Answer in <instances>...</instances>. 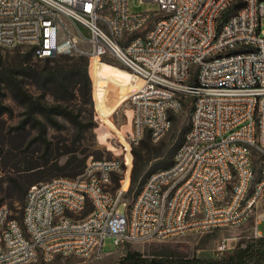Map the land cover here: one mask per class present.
I'll return each instance as SVG.
<instances>
[{
	"label": "built area",
	"instance_id": "obj_1",
	"mask_svg": "<svg viewBox=\"0 0 264 264\" xmlns=\"http://www.w3.org/2000/svg\"><path fill=\"white\" fill-rule=\"evenodd\" d=\"M143 2L157 10L132 11L130 0H0V48L115 59L131 72L129 153L146 136L161 140L172 113L191 100L173 164L132 201L126 175L111 187L130 169L126 147L123 160L92 161L80 176L30 186L21 220L0 208V264L101 257L107 237L118 251L240 227L264 203V0ZM262 220L264 212L255 238L264 237ZM230 249L222 240L217 257Z\"/></svg>",
	"mask_w": 264,
	"mask_h": 264
},
{
	"label": "rangeland",
	"instance_id": "obj_2",
	"mask_svg": "<svg viewBox=\"0 0 264 264\" xmlns=\"http://www.w3.org/2000/svg\"><path fill=\"white\" fill-rule=\"evenodd\" d=\"M130 8L132 11H154L157 5L130 0ZM17 48L24 51L33 49L29 45ZM15 49L0 48L3 55L0 59V208L7 207L13 216L21 220L23 203L30 186L57 177L80 176L92 161L111 158L123 160L127 146L118 132L123 134L129 144L132 107L127 99L113 113L111 121L118 132L108 131L105 127L104 132L108 131L110 136L104 142L100 141L92 60L70 55L45 59L34 57L31 66L24 70L10 65ZM104 62L128 71L115 59ZM73 65H87L88 82L82 76L68 73ZM190 113L191 100L188 98L179 112L172 113V127L161 140L153 142L146 136L132 147L130 189L127 194L129 201L134 199L151 174L173 163L178 148L186 140ZM133 173L136 182L132 181ZM125 175L124 168L123 172L113 176L112 189L120 186ZM263 212L264 203L240 227L188 234L161 242H138L118 251L113 238L107 237L101 257L58 256L48 263L33 264H117L128 251H137L145 256L162 253L216 258L217 247L224 239L229 240L231 248L224 254L233 252L240 241L256 239L254 227ZM257 228L264 235V220Z\"/></svg>",
	"mask_w": 264,
	"mask_h": 264
},
{
	"label": "trees",
	"instance_id": "obj_3",
	"mask_svg": "<svg viewBox=\"0 0 264 264\" xmlns=\"http://www.w3.org/2000/svg\"><path fill=\"white\" fill-rule=\"evenodd\" d=\"M235 7H239V4ZM232 10L233 8H230L228 12ZM17 47H15L16 49L12 52L13 60L10 65L16 68H23L24 70L28 69L31 66L32 59L34 57L37 58L34 48L30 51H24ZM2 57L3 55L0 53V59H2ZM61 68L64 71V68ZM60 71L61 69L58 70V72ZM68 73L72 76H82L83 80L86 82L89 80L87 65L84 67L73 65L72 68L68 70ZM136 180L137 178L133 173L132 181L136 182ZM117 264H264V237L240 241L233 252L224 254L222 257L202 259L196 255L193 257H182L177 254L162 253L145 256L137 251H128Z\"/></svg>",
	"mask_w": 264,
	"mask_h": 264
},
{
	"label": "bare ground",
	"instance_id": "obj_4",
	"mask_svg": "<svg viewBox=\"0 0 264 264\" xmlns=\"http://www.w3.org/2000/svg\"><path fill=\"white\" fill-rule=\"evenodd\" d=\"M92 76L95 82L94 98L96 103L97 112L99 114V140L103 141L110 136L108 131L118 130L115 128L111 121L113 113L122 106L132 93L135 83L131 72L122 70L112 64L101 61L99 59L92 60ZM131 117V113H129ZM108 131L104 132V128ZM103 130V131H101ZM128 152L126 159L128 163L131 162L132 155L129 153V144L121 132H118ZM130 181V169L126 174L123 186L127 187Z\"/></svg>",
	"mask_w": 264,
	"mask_h": 264
}]
</instances>
